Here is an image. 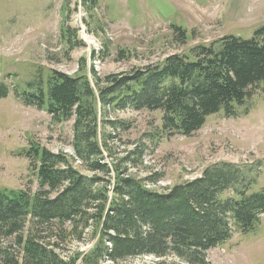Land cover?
<instances>
[{"label":"trees","instance_id":"trees-1","mask_svg":"<svg viewBox=\"0 0 264 264\" xmlns=\"http://www.w3.org/2000/svg\"><path fill=\"white\" fill-rule=\"evenodd\" d=\"M97 1L81 4L89 10ZM171 27L185 43L187 29ZM69 28L64 22L61 33L73 43L76 33ZM92 76L96 86L86 73L52 69L46 80L17 87L23 102L48 112L54 124L74 120V154L81 170L92 175L83 174L67 153L31 139L22 155L38 189L0 188V264H123L141 257L159 264H212L211 249L264 219V189L251 191L258 175L252 166L222 161L158 192L147 185L159 181L155 175L128 173L132 163H142L138 148L110 167L106 160L115 156L117 134L104 128L123 125L106 120L109 108L162 111L168 136H191L219 112L248 115V107L241 114L238 108L264 84V25L250 38L226 35L190 54L174 53L121 74L101 77L93 67ZM9 93L0 83V97ZM90 234L96 241L88 252L67 253L71 241Z\"/></svg>","mask_w":264,"mask_h":264},{"label":"rangeland","instance_id":"rangeland-1","mask_svg":"<svg viewBox=\"0 0 264 264\" xmlns=\"http://www.w3.org/2000/svg\"><path fill=\"white\" fill-rule=\"evenodd\" d=\"M81 2L0 0V83L10 90L7 97H0V188L38 189L30 161L22 155L31 139L55 153H67L83 174L92 175L81 170L74 154V120L54 124L48 112L26 105L17 87L26 89L39 77L46 80L52 69L73 76L86 73L96 86L93 67L101 77L121 74L174 53L190 54L191 49L226 35L250 38L264 25V0H98L89 10ZM64 22L76 33L73 43L62 36ZM172 23L187 29L185 43L177 40ZM262 87L238 108L241 114L248 107V115L219 112L191 136H168L162 129V111L109 108L106 120H121L123 125L116 130L108 123L104 127L117 134L115 156L106 161L113 168L138 148L142 163L131 167L132 163L128 173L139 178L155 175L159 181L147 185L158 192L198 178L215 163L248 165L258 172L251 191H260L264 189ZM111 177L113 184L114 174ZM90 236L71 241L67 253L88 252L96 241ZM208 258L212 264H264V219L245 234L235 231L230 240L211 249ZM123 264L159 261L141 257Z\"/></svg>","mask_w":264,"mask_h":264}]
</instances>
